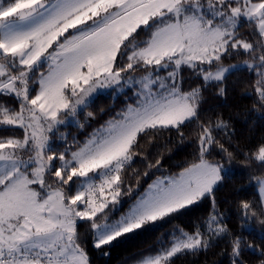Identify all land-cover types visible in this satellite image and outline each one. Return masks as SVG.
I'll return each mask as SVG.
<instances>
[{
	"label": "rangeland",
	"instance_id": "374dc122",
	"mask_svg": "<svg viewBox=\"0 0 264 264\" xmlns=\"http://www.w3.org/2000/svg\"><path fill=\"white\" fill-rule=\"evenodd\" d=\"M6 1L4 5V0H0V5L5 6L0 9V51L10 58L1 64L0 76L5 73L3 65L6 67L11 61L30 68L47 64L40 74L35 100H28L27 80L20 91L26 104L21 125L27 130V140L0 145V238L29 240L33 244L44 237L57 241L64 233L70 234L71 240L66 241L73 243L74 225L91 217L87 210L74 216L73 204L63 200L59 190L48 189L44 182L45 173L54 165L55 155L48 153L52 136L61 125L75 123L81 110L99 94L109 91L143 92L156 84L175 91L181 75L196 78L190 84L182 83L184 88L200 87L197 81L223 79L239 65L206 68L231 48L228 44L241 20L256 21L264 36V1ZM150 25L147 44L139 46L133 37ZM125 45L130 46V53L118 67L117 55ZM147 76H172L174 82L168 79L166 84L149 83L141 88V80ZM132 85L139 90L135 91ZM187 112L164 122L165 126L176 127L194 117V111ZM110 124L60 160L62 167H80L72 171L83 179L85 187L91 184L94 169L99 171L119 156L129 159L127 149L144 127L137 125L135 116L128 122ZM256 158L264 162V148ZM205 166L201 163L179 175L155 180L120 218L94 226V246L109 245L147 221L194 204L209 194L222 176L217 165ZM258 184L264 203V178ZM77 198L83 201L81 195ZM89 212L95 214L98 210ZM213 228L219 229L220 225ZM175 233L170 243L148 249L123 264H166L182 252L206 247L200 233L190 234L180 228ZM4 246L0 242V248ZM76 248L72 263L87 264L82 249L77 245Z\"/></svg>",
	"mask_w": 264,
	"mask_h": 264
},
{
	"label": "trees",
	"instance_id": "16d2710c",
	"mask_svg": "<svg viewBox=\"0 0 264 264\" xmlns=\"http://www.w3.org/2000/svg\"><path fill=\"white\" fill-rule=\"evenodd\" d=\"M151 26L133 37L139 46L147 44ZM228 46L231 48L206 69L232 64L239 68L218 81H197L200 87L184 88L182 83L190 84L196 78L180 76L179 89L194 93V117L176 127L157 126L140 131L128 149L129 159L124 158L127 164L116 178V189L103 205L91 207L84 201L98 171L91 173L94 178L85 187L83 179L72 171L80 167H62L60 160L120 119L134 91L99 94L77 114L75 123L61 125L53 134L48 153L55 155L54 165L45 173L44 182L48 189L59 190L62 199L73 204L74 216L86 210L91 216L73 227L75 245L84 252L87 264H123L148 249L170 243L178 228L190 234L200 233L206 247L182 252L166 264L264 262V203L258 188L259 179L264 178V162L256 158L264 148V36L257 22L241 20ZM129 47L119 49L118 67L126 61ZM0 58L3 63L10 57L0 53ZM5 66V73L0 76V145L27 140V130L21 125L26 104L20 91L27 80L28 100H35L40 74L47 69V64L30 68L18 65L17 61ZM202 161L215 163L222 170V180L209 194L194 204L147 221L109 245L94 246L97 223L120 218L156 179L178 174ZM90 209L98 212L92 214ZM218 225L219 229L213 228ZM27 254H36L39 264L37 252Z\"/></svg>",
	"mask_w": 264,
	"mask_h": 264
},
{
	"label": "crops",
	"instance_id": "0c3cea01",
	"mask_svg": "<svg viewBox=\"0 0 264 264\" xmlns=\"http://www.w3.org/2000/svg\"><path fill=\"white\" fill-rule=\"evenodd\" d=\"M4 7L5 6L0 5V9H3ZM143 78H140V80L143 79L141 80V84H142L141 88H143L146 84H149V83L166 84L168 79L174 82V78L172 76L170 77L161 76L157 78H151L147 76V78L145 77ZM132 88H135V91L139 90L134 85H132ZM148 88L149 90L146 89L143 92H134L132 95L133 98L131 102L128 104L127 109L125 110L123 116L120 119L116 120V122L114 121L113 123L128 122L130 121L131 117L135 116L137 125H143L144 127L142 129L144 130L150 127L165 126L167 124H164V122H169L171 118L174 116L185 114L183 112H185L186 110H188V112L192 111V113L193 111L196 112V105L194 102V93L190 91H181L180 89L174 91L173 88H168L166 85L158 86L157 84L151 85ZM110 126L111 124H109L107 127H110ZM137 131L138 130H136V132ZM127 152H128V149H127ZM120 158L121 157L119 156V158L117 157V159H114V160H118ZM114 160L110 162H113ZM201 163H204L205 165H207L205 167H209L210 164H215V163H211L208 161H202L191 167H195L196 165H199ZM217 166L219 167L218 169H220L221 176H222L221 167L219 165ZM98 169L99 168L94 169L92 173L96 172V170ZM180 173L175 174V175H179ZM169 176H172V175H166L165 177L168 178ZM165 177L163 176V178ZM93 178L94 177L92 175L91 179ZM69 235H70L69 233H66V234L64 233L62 234V237L60 236L57 241L51 237H44L43 241H38L36 244L31 243L29 240L21 241L20 239L9 240V239H3V238H0V242L2 244V242L5 243L6 241L12 246H14L16 249H20V251L23 253L37 252L38 258H39V264H46L43 260L44 254L41 251L42 242L49 243L51 245V251H53V254L55 256H59L61 254L68 260V264H73L72 263V253L77 248H76L75 242L73 241H72L73 243L67 242L68 240H71ZM12 264H21V263L14 262Z\"/></svg>",
	"mask_w": 264,
	"mask_h": 264
},
{
	"label": "built area",
	"instance_id": "2783aa9c",
	"mask_svg": "<svg viewBox=\"0 0 264 264\" xmlns=\"http://www.w3.org/2000/svg\"><path fill=\"white\" fill-rule=\"evenodd\" d=\"M1 65V60H0ZM127 164L124 159H119L104 168H102L96 177V180L88 189L84 201L91 207H98L103 205L111 192L116 189V178L121 169ZM4 247L0 248V264H11L14 259L27 264H36V254H23L14 246L5 241ZM50 245L45 243L42 246V251L45 253V260L49 264H66L62 256L54 257L49 253Z\"/></svg>",
	"mask_w": 264,
	"mask_h": 264
},
{
	"label": "water",
	"instance_id": "95a60500",
	"mask_svg": "<svg viewBox=\"0 0 264 264\" xmlns=\"http://www.w3.org/2000/svg\"><path fill=\"white\" fill-rule=\"evenodd\" d=\"M0 53H2L4 57L7 56V53L5 52L0 51Z\"/></svg>",
	"mask_w": 264,
	"mask_h": 264
}]
</instances>
